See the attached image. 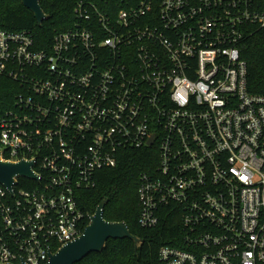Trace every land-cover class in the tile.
Instances as JSON below:
<instances>
[{
	"label": "built area",
	"instance_id": "obj_1",
	"mask_svg": "<svg viewBox=\"0 0 264 264\" xmlns=\"http://www.w3.org/2000/svg\"><path fill=\"white\" fill-rule=\"evenodd\" d=\"M74 15L49 50L0 31V77L18 86L0 155L36 176L0 186V264H49L83 236L79 193L127 150L158 159L141 227L181 216L160 264H264V95L241 53L261 0H80Z\"/></svg>",
	"mask_w": 264,
	"mask_h": 264
},
{
	"label": "trees",
	"instance_id": "obj_2",
	"mask_svg": "<svg viewBox=\"0 0 264 264\" xmlns=\"http://www.w3.org/2000/svg\"><path fill=\"white\" fill-rule=\"evenodd\" d=\"M79 1L42 0L47 19L39 25L34 13L21 0H0V31L29 32L39 50H49L58 34L75 26L74 10ZM261 3L264 8V0ZM241 53L248 67L249 91L264 95V29L258 26L251 29V35L242 44ZM17 89L16 81L0 77L1 111L15 109ZM157 166L158 159L154 160L149 151H124L116 168L97 173L95 186L79 193L78 201L85 214L84 229L89 227L90 217L96 214L98 207L107 201L105 219L110 223L127 224L133 236L142 241V246L137 247L131 239L110 240L102 253L93 254L80 264H160L162 247L176 246L181 241V216L171 208L161 211V222L157 228L144 229L140 225V177L145 172L155 171ZM57 250L53 249L54 252Z\"/></svg>",
	"mask_w": 264,
	"mask_h": 264
},
{
	"label": "water",
	"instance_id": "obj_3",
	"mask_svg": "<svg viewBox=\"0 0 264 264\" xmlns=\"http://www.w3.org/2000/svg\"><path fill=\"white\" fill-rule=\"evenodd\" d=\"M23 5L32 11L42 25L47 16L41 6L42 0H21ZM33 163H11L4 161L0 155V186L10 191L17 185L18 178L36 180L32 170ZM108 202H103L91 217V223L83 236L76 241L63 246L58 253L51 254L49 264H80L93 254L102 253L110 240L119 241L131 239L137 247L142 246V241L133 236L125 223H110L104 217Z\"/></svg>",
	"mask_w": 264,
	"mask_h": 264
}]
</instances>
